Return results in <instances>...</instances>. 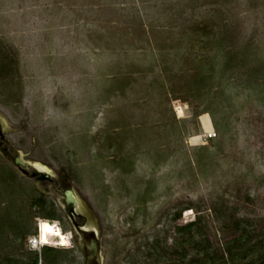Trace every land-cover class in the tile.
<instances>
[{
  "label": "rangeland",
  "instance_id": "1",
  "mask_svg": "<svg viewBox=\"0 0 264 264\" xmlns=\"http://www.w3.org/2000/svg\"><path fill=\"white\" fill-rule=\"evenodd\" d=\"M0 115L104 264L177 260L195 217L264 234V0H0ZM60 204L0 155V264H83Z\"/></svg>",
  "mask_w": 264,
  "mask_h": 264
},
{
  "label": "trees",
  "instance_id": "2",
  "mask_svg": "<svg viewBox=\"0 0 264 264\" xmlns=\"http://www.w3.org/2000/svg\"><path fill=\"white\" fill-rule=\"evenodd\" d=\"M235 222L238 234L216 247L203 234L199 217L179 225L175 229V234H180L179 241L173 240L167 250L178 257L169 259L168 264H264V234L254 233L241 219ZM149 252L157 254L153 246ZM32 264H37L36 257Z\"/></svg>",
  "mask_w": 264,
  "mask_h": 264
},
{
  "label": "water",
  "instance_id": "3",
  "mask_svg": "<svg viewBox=\"0 0 264 264\" xmlns=\"http://www.w3.org/2000/svg\"><path fill=\"white\" fill-rule=\"evenodd\" d=\"M7 121L0 115V155L22 176L33 180L38 185L39 181H53L56 175L44 166L32 163L23 158V153L14 148L5 131ZM29 169L32 171L30 172ZM39 186V185H38ZM63 202L61 207L66 215L73 220L76 215H82L84 221L76 224L73 222V231L77 237L78 246L83 258V264H104V258L100 247L98 231L94 225L87 220L80 199L75 190L68 186L61 193ZM59 200V199H58Z\"/></svg>",
  "mask_w": 264,
  "mask_h": 264
},
{
  "label": "flooded vegetation",
  "instance_id": "4",
  "mask_svg": "<svg viewBox=\"0 0 264 264\" xmlns=\"http://www.w3.org/2000/svg\"><path fill=\"white\" fill-rule=\"evenodd\" d=\"M29 171L31 172L32 170L29 169ZM30 181L34 184L36 189H38L41 193H44V194L49 195V196H52L57 201L60 200L61 202H63L62 197H61V193L63 192V190L65 188L68 187V185L64 184L62 181H60L58 177H56V179H54L53 181H48V180L39 181L38 182L39 186L37 184H35V182L33 180H30ZM60 207H61V205H60ZM62 210H63V208H62ZM64 215H65L67 221L69 222V224H70V226L72 228H73V222L76 223V224H79V223H82L84 221V218H83L82 215L74 216L72 221L66 215L65 211H64Z\"/></svg>",
  "mask_w": 264,
  "mask_h": 264
},
{
  "label": "built area",
  "instance_id": "5",
  "mask_svg": "<svg viewBox=\"0 0 264 264\" xmlns=\"http://www.w3.org/2000/svg\"><path fill=\"white\" fill-rule=\"evenodd\" d=\"M214 136H215L214 132H208L207 135H206V138H213ZM51 223L54 224L53 222H51Z\"/></svg>",
  "mask_w": 264,
  "mask_h": 264
},
{
  "label": "clouds",
  "instance_id": "6",
  "mask_svg": "<svg viewBox=\"0 0 264 264\" xmlns=\"http://www.w3.org/2000/svg\"><path fill=\"white\" fill-rule=\"evenodd\" d=\"M54 238H55L54 241H56V240H57V236H54ZM58 239H59V238H58Z\"/></svg>",
  "mask_w": 264,
  "mask_h": 264
},
{
  "label": "snow or ice",
  "instance_id": "7",
  "mask_svg": "<svg viewBox=\"0 0 264 264\" xmlns=\"http://www.w3.org/2000/svg\"><path fill=\"white\" fill-rule=\"evenodd\" d=\"M49 230H50V229H49ZM41 238H43V236H42Z\"/></svg>",
  "mask_w": 264,
  "mask_h": 264
}]
</instances>
